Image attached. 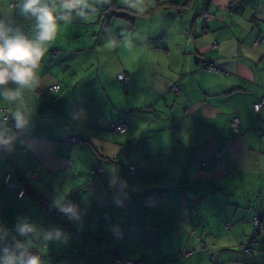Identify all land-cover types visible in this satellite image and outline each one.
Masks as SVG:
<instances>
[{
	"label": "crops",
	"instance_id": "0c3cea01",
	"mask_svg": "<svg viewBox=\"0 0 264 264\" xmlns=\"http://www.w3.org/2000/svg\"><path fill=\"white\" fill-rule=\"evenodd\" d=\"M111 1L88 0V21L45 45L24 92L31 127L0 151V224L61 228L66 243L34 248L44 264H264V0ZM15 3L0 0V18L32 38ZM6 172L19 188L5 191ZM59 197L82 219H62Z\"/></svg>",
	"mask_w": 264,
	"mask_h": 264
},
{
	"label": "clouds",
	"instance_id": "9594fccd",
	"mask_svg": "<svg viewBox=\"0 0 264 264\" xmlns=\"http://www.w3.org/2000/svg\"><path fill=\"white\" fill-rule=\"evenodd\" d=\"M13 7L19 17L33 22L34 36L30 38L14 18H0V101L13 105L8 116L0 117V151L13 150L31 127L35 110L25 104L24 92L39 87L45 45L55 41L62 22L68 24L74 18L87 22L90 14L88 0H16ZM109 186L123 191L126 181L113 170ZM52 206L70 221L82 219L78 206L64 197L54 199ZM14 233L0 224V264H44L41 255L33 251L37 245L46 248L53 241L67 242L61 228H42L28 217L18 218Z\"/></svg>",
	"mask_w": 264,
	"mask_h": 264
},
{
	"label": "built area",
	"instance_id": "2783aa9c",
	"mask_svg": "<svg viewBox=\"0 0 264 264\" xmlns=\"http://www.w3.org/2000/svg\"><path fill=\"white\" fill-rule=\"evenodd\" d=\"M207 68L208 69L219 70L217 67H215L214 65H211V64L207 65ZM125 77H126V74L125 73H121V74L118 75V78L120 80L124 79ZM58 87H59L58 84H53L52 86H50V89L51 90H56V89H58ZM263 100H264V98L261 101H258V102H256L254 104V110L259 111L261 109ZM0 111L1 112H5V109L2 108V107H0ZM6 116H8V114H5L4 117H6ZM239 123H240V118L238 116H235L233 118V120H232V123H231L232 126H233V128L237 130ZM115 126L121 132L126 131L127 128H128V124H127L126 120H118V121H116L115 122ZM67 140L68 141H75V138L74 137H69V138H67ZM222 153H223V148L222 147L221 148H218V149H216L214 151V154L217 157L221 156ZM101 171H102V167L99 166V167H97L93 171V174L95 176H98ZM33 175H37V172H34ZM3 181H4V184H5V188L6 189H16V188H19L18 183L15 180H13L12 174L10 172H6L5 173V175L3 177ZM23 193H24V187H20L19 192H18V195L19 196H22ZM61 215H62V219H67V217L64 214L61 213ZM253 223L255 224V226H257L259 224V220H258L257 217H255V219L253 220ZM118 260L119 261H122L125 264L128 263V260L126 258V255H124V254L120 255L119 258H118Z\"/></svg>",
	"mask_w": 264,
	"mask_h": 264
},
{
	"label": "trees",
	"instance_id": "16d2710c",
	"mask_svg": "<svg viewBox=\"0 0 264 264\" xmlns=\"http://www.w3.org/2000/svg\"><path fill=\"white\" fill-rule=\"evenodd\" d=\"M113 1V2H112ZM111 1V5H110V7L112 6V4L116 1V0H112ZM166 3H168V4H171V5H173V6H177V4L178 3H176V2H173L172 0H168V1H163L160 5H164V4H166ZM109 8V7H108ZM122 14V13H121ZM131 18V17H130ZM55 84H58V83H55ZM59 85V84H58ZM50 88V87H49ZM60 88V85H59V87H58V89ZM57 89V90H58ZM120 120H126V122H127V124H128V127H129V123H128V120H127V118L126 117H122V118H120ZM128 129V128H127ZM95 170V169H94ZM93 170V171H94ZM93 171H92V176H94L95 177V175L93 174ZM101 173V172H100ZM100 175V174H99ZM98 175V176H99ZM22 181H23V184H24V187H25V189H24V193H25V190H26V192L28 191H32L29 187H28V185L25 183V181L23 180V178H22ZM3 188L5 189V191L6 190H13V189H6L5 188V184H4V181H3ZM19 192V191H18ZM18 192H17V194H18ZM23 193V194H24ZM31 194H33V195H35V193L34 192H30ZM39 196V195H38ZM38 196H37V198H38ZM258 218V217H257ZM255 219V217L253 218V220ZM258 220H259V218H258ZM255 225V224H254ZM260 226V220H259V224L257 225V226H255V228H257V227H259ZM33 251L34 252H36L37 254H39V255H41V257H42V251H40V250H37V249H33ZM118 258H119V255H117V257H116V260H118Z\"/></svg>",
	"mask_w": 264,
	"mask_h": 264
},
{
	"label": "water",
	"instance_id": "95a60500",
	"mask_svg": "<svg viewBox=\"0 0 264 264\" xmlns=\"http://www.w3.org/2000/svg\"><path fill=\"white\" fill-rule=\"evenodd\" d=\"M195 62H198V60H196Z\"/></svg>",
	"mask_w": 264,
	"mask_h": 264
}]
</instances>
